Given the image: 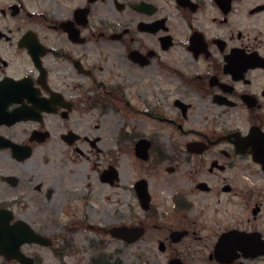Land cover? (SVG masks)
<instances>
[{
  "label": "flooded vegetation",
  "instance_id": "flooded-vegetation-1",
  "mask_svg": "<svg viewBox=\"0 0 264 264\" xmlns=\"http://www.w3.org/2000/svg\"><path fill=\"white\" fill-rule=\"evenodd\" d=\"M67 204L140 264H264V0H0V264H64Z\"/></svg>",
  "mask_w": 264,
  "mask_h": 264
},
{
  "label": "rangeland",
  "instance_id": "rangeland-1",
  "mask_svg": "<svg viewBox=\"0 0 264 264\" xmlns=\"http://www.w3.org/2000/svg\"><path fill=\"white\" fill-rule=\"evenodd\" d=\"M132 77V74H130ZM134 81L138 82L137 78L134 77ZM139 83V82H138ZM141 90L143 93H147L142 88L135 87L134 89ZM154 95H159L157 90H153ZM125 121L122 122V124ZM121 120L115 117L110 118L108 127H105V131L108 130V135L114 133L115 130L120 127ZM141 127L146 130H161L165 132H170L169 129L162 124H157L156 122L151 121H143L141 120ZM50 153L45 149H41L36 151L33 155L32 159L28 161V163L24 164V168L22 169L21 166H18V170L24 171L28 167L33 166L35 163L39 164L42 162V159L45 155L50 158V164L48 169L57 170L62 166V160L66 159V155H64V150L62 146L59 144L58 140H53L50 144ZM125 167V169L129 172H132L138 169L135 159L128 155L126 162L121 161L120 163ZM123 168V167H122ZM103 206L107 207V204L104 202H100ZM68 205V204H67ZM74 205H68L64 207V212L68 214L71 212V216H64L61 214V217L57 219V221L61 224L59 228L62 230L61 233L55 235L56 244L59 251H62L64 254V264H140V263H167L169 259V252L162 253L159 250H155V254L157 259H152V261L147 260L145 258H140L138 256L139 252L135 246L133 247H126L120 240L112 238L105 230L103 229H89L86 228L85 231H79L76 233H67L62 226V223H67L68 221H77L81 220V215H76L75 213L84 212V209L79 207V209H75ZM96 208V212L91 209L90 213L93 215L91 216L90 221L92 223L99 224L101 219L107 218V214L105 212L100 211V204L95 202L94 204ZM79 217H81L79 219ZM52 221H55L52 219ZM117 220H113V224H116ZM105 241V242H104ZM103 243V244H101ZM101 244V245H100ZM186 249V248H185ZM190 252V251H189ZM189 252L186 250L181 251L180 255L183 254L187 256V260L191 257L197 263L200 259L201 252L200 251H193L191 253V257L189 256ZM49 254V253H48ZM194 262V263H195ZM44 264H63L60 261L53 258L51 255H47L46 262Z\"/></svg>",
  "mask_w": 264,
  "mask_h": 264
},
{
  "label": "water",
  "instance_id": "water-1",
  "mask_svg": "<svg viewBox=\"0 0 264 264\" xmlns=\"http://www.w3.org/2000/svg\"><path fill=\"white\" fill-rule=\"evenodd\" d=\"M26 236H27L26 240H29L30 242H38L40 244H45L44 243L45 239L41 236H38L36 234L33 235L26 234ZM112 236L117 239L127 240L129 243H133L137 241L138 238L140 237V235L137 233L135 229L128 230L126 232V230H124L123 228H114L112 230Z\"/></svg>",
  "mask_w": 264,
  "mask_h": 264
}]
</instances>
